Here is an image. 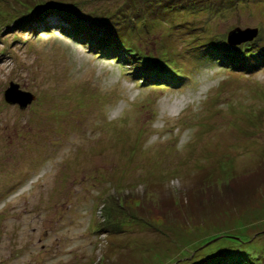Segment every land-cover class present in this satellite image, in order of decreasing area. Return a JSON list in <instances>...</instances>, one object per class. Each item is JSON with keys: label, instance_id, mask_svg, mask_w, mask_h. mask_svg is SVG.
Segmentation results:
<instances>
[{"label": "rangeland", "instance_id": "rangeland-1", "mask_svg": "<svg viewBox=\"0 0 264 264\" xmlns=\"http://www.w3.org/2000/svg\"><path fill=\"white\" fill-rule=\"evenodd\" d=\"M125 2L0 0V264H187L197 246L198 258L213 252L216 241L203 244L216 224L264 252V195L245 202L263 184L241 200L217 196L225 184L264 177V59L233 70L212 61L210 44L264 53V0L168 14L142 3L125 12ZM39 3L87 19L125 14L139 56L93 52L60 32L55 13L43 19L51 28L20 29L15 18ZM237 28L259 33L234 46ZM143 57L174 83L148 77ZM11 83L33 103H7ZM222 200L233 212L206 220Z\"/></svg>", "mask_w": 264, "mask_h": 264}, {"label": "trees", "instance_id": "trees-1", "mask_svg": "<svg viewBox=\"0 0 264 264\" xmlns=\"http://www.w3.org/2000/svg\"><path fill=\"white\" fill-rule=\"evenodd\" d=\"M211 2L212 0H126L124 5L125 8H123L125 9V12L131 13V11H134V9L137 7L136 5L142 3L148 4L151 8L156 7L158 9H161L160 12L168 14L177 12L179 10L195 9L198 6H203L204 3L210 4ZM232 2H234V0H229V3ZM70 8L68 6L64 7L63 5H55L53 3H39L34 7L35 10H32L31 8L30 11H27L25 14L16 17L15 20L17 21V25L20 26V29L24 30L27 28L28 30L35 31L39 27V23L44 24L47 28H51L52 25L45 22V20L43 19L44 16H50V14L54 15L55 13L56 15L52 16V18H58L63 26L61 28H58L60 29V32H62L63 34L69 33L67 34L69 35V37H72V39H74L81 45H86L90 50H93V52L98 51L101 56L104 55L106 57H118L117 59H119L120 61L123 60L122 57H124L126 54L127 57L139 56L140 48L134 45L132 34L126 28L128 23L125 22V14L124 20L119 19L118 17H114L113 15L107 16L102 20L97 17H90L89 19H87L83 18L80 15H77L76 13H73L71 11L72 9ZM210 44L218 46L217 51L213 52L212 54V58L214 57V60L212 61L216 63L219 62L226 67L227 65H229V68L233 70L250 71L256 66H260L263 62L262 59H264V53L262 49H259L254 53L251 52L249 54H246L249 48L244 49L245 47H242L239 51L231 52L228 49L235 48L227 47L226 45H224V43L221 45V47L219 44H216L214 42ZM210 44L204 45L201 50H204V48L209 46ZM238 48L239 47H237L236 49ZM147 58L148 57L144 58L145 62L143 61V64L151 68L147 71L148 77L154 76L155 79L165 78L168 79L169 82L174 83L173 78H167V75L164 73V65H162L160 62L148 61ZM253 58H256L257 60H255V64L251 66L249 61ZM236 60L239 61L235 62ZM179 79L180 78H176V80ZM261 184H263L264 186V177L255 179L251 178L250 180H245L244 182L242 180L239 182H231L229 184L223 185V190L221 189L222 191L220 190L221 192L218 193L217 196L221 197L223 194H225L226 198L229 199L232 195H235V199L241 200L247 194L245 190L253 186L250 189L251 192ZM207 192V195L209 196L208 199L215 196L210 195L211 191L209 189ZM250 194L251 197H249L248 201L245 200V202L253 203V205L258 204L259 202L260 204H262L264 192L260 194L262 195L261 199L260 195L256 192H252ZM258 196L259 200H256ZM185 202L186 204H188L187 199L185 200ZM228 202L231 201L222 200L221 202L216 203L219 205H226V207H220V215L212 218L209 217L206 220L214 221L213 218H219L223 214L232 213V207L234 206H232V204L230 205V203L227 204ZM232 203L234 204V202ZM183 206L184 203H174L168 208L179 209V207ZM210 206L211 205L209 204L208 207ZM200 209L201 208L198 207L187 212L188 216H190L191 218V222H194V220L197 218L196 214L198 213V211H200ZM202 210H204V207L202 208ZM163 212L164 213H159L160 216L167 217V208ZM113 214L115 215L114 212ZM210 227V229H212L211 233H213L214 235L204 241L203 247L216 241L215 243H212L210 245L214 246V250L217 246L218 248H216V251L213 250L212 253L198 258V256H194L193 254L195 251L202 247L197 246V248L191 250L192 254L190 256L186 255V257H183V259L188 258L187 264H264V252L260 253L257 249L248 245V243L252 239H248L246 235L243 234L235 236L229 235L225 228L222 229L217 224ZM227 239H230L233 242L231 243ZM226 241L227 243H225ZM225 249H232L235 250V252L233 254H226Z\"/></svg>", "mask_w": 264, "mask_h": 264}, {"label": "water", "instance_id": "water-1", "mask_svg": "<svg viewBox=\"0 0 264 264\" xmlns=\"http://www.w3.org/2000/svg\"><path fill=\"white\" fill-rule=\"evenodd\" d=\"M259 29L242 30L237 28L232 30L228 35V43L234 46L240 45L244 42L254 40L258 36ZM36 99L35 95L30 92L20 89V86L11 83L10 87L5 92V100L12 105H19L22 109L27 108Z\"/></svg>", "mask_w": 264, "mask_h": 264}]
</instances>
